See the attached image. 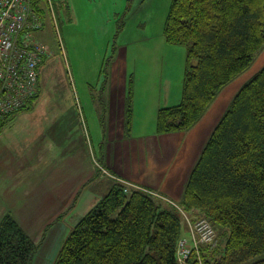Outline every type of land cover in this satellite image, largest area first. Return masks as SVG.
<instances>
[{
	"label": "trees",
	"instance_id": "1",
	"mask_svg": "<svg viewBox=\"0 0 264 264\" xmlns=\"http://www.w3.org/2000/svg\"><path fill=\"white\" fill-rule=\"evenodd\" d=\"M162 32L168 44L185 46L186 59L180 101L157 109L156 134L192 128L221 89L250 67L264 48V0H170ZM126 90L128 134L131 82ZM166 204L114 183L71 228L53 264H177L183 217ZM178 204L219 227L221 243L201 248L204 264H264V66L230 100ZM36 251L16 219L3 215L0 264H31Z\"/></svg>",
	"mask_w": 264,
	"mask_h": 264
},
{
	"label": "crops",
	"instance_id": "2",
	"mask_svg": "<svg viewBox=\"0 0 264 264\" xmlns=\"http://www.w3.org/2000/svg\"><path fill=\"white\" fill-rule=\"evenodd\" d=\"M262 66L264 49L247 70L221 89L201 119L187 131L155 133L157 109L175 101L159 102L156 86L150 85L149 128L148 123L144 125L149 130L140 131L142 125L135 120L132 96V120L125 134L123 100L127 83L120 54L101 92L108 126L98 140V150L90 131H82L74 113L70 120L58 118L42 131H2L15 118H27L35 99L13 113L0 130V139L6 138L0 140V219L10 213L37 243L31 264H53L71 228L116 182L148 189L156 199L168 204L172 200L179 202L212 129L236 91ZM116 70L121 77L119 98L113 94ZM169 99L168 95L166 101ZM115 120L120 124L116 125ZM187 234L188 227L183 222L182 235Z\"/></svg>",
	"mask_w": 264,
	"mask_h": 264
},
{
	"label": "rangeland",
	"instance_id": "3",
	"mask_svg": "<svg viewBox=\"0 0 264 264\" xmlns=\"http://www.w3.org/2000/svg\"><path fill=\"white\" fill-rule=\"evenodd\" d=\"M169 5L170 0H37L44 24L31 35L47 51L40 64L39 89L27 118H15L2 131H42L58 118L70 120L74 113L98 150L108 126L101 92L120 54L125 81L133 83L135 120L142 125L140 131L149 130L144 129L147 123L149 128V86H156L159 102L176 104L181 97L186 48L164 39ZM113 76V94L119 98L121 77L117 70ZM150 127L154 128L153 121ZM214 229L221 243L219 227Z\"/></svg>",
	"mask_w": 264,
	"mask_h": 264
},
{
	"label": "built area",
	"instance_id": "4",
	"mask_svg": "<svg viewBox=\"0 0 264 264\" xmlns=\"http://www.w3.org/2000/svg\"><path fill=\"white\" fill-rule=\"evenodd\" d=\"M32 2L0 0V130L6 117L28 105L39 89L40 64L47 51L31 35L32 30L44 24ZM123 184L125 190L133 187L154 195L134 184ZM170 203L181 212L188 227L187 236L181 235L176 244L177 264H204L202 246L211 249L217 242L213 225L203 216L189 217L177 204Z\"/></svg>",
	"mask_w": 264,
	"mask_h": 264
}]
</instances>
